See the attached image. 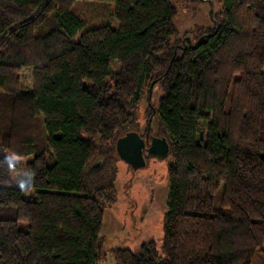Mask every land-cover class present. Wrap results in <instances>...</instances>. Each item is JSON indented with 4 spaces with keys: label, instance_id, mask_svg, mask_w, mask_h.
<instances>
[{
    "label": "trees",
    "instance_id": "obj_1",
    "mask_svg": "<svg viewBox=\"0 0 264 264\" xmlns=\"http://www.w3.org/2000/svg\"><path fill=\"white\" fill-rule=\"evenodd\" d=\"M78 1L97 8L90 25ZM176 15L173 0H0V264L104 260L116 142L153 84L163 241L110 250L114 264H252L263 250L264 0H223L183 34Z\"/></svg>",
    "mask_w": 264,
    "mask_h": 264
},
{
    "label": "rangeland",
    "instance_id": "obj_2",
    "mask_svg": "<svg viewBox=\"0 0 264 264\" xmlns=\"http://www.w3.org/2000/svg\"><path fill=\"white\" fill-rule=\"evenodd\" d=\"M223 0H198L186 2L173 0L177 7V15L174 23L183 34L188 30H194L198 26H209L210 16L214 11L220 10ZM79 3V4H78ZM86 1H78L73 11L90 25L98 13L97 8L89 9ZM113 7V5H111ZM111 26L118 28L119 22L110 16ZM119 70V65L114 68ZM264 72V71H263ZM24 88L32 87L31 69L24 68L21 71ZM161 95L159 85L152 86L151 94L146 88L142 93V100L135 112L133 124L126 127L121 136L136 132L144 135L146 129L157 134L158 118H149L148 103L157 105ZM150 99V100H149ZM154 113V112H153ZM145 165L134 167L117 157V173L114 184L118 192V200L112 207L107 208L103 218V228L100 235L103 236L101 244L105 253L104 260L100 264H114L110 250L117 248H129L134 253L140 251L143 243L154 241L161 248L163 241V219L167 211L169 194L168 155H145ZM23 196L34 199V190H23ZM22 226H24L22 224ZM252 264H264V248L258 251Z\"/></svg>",
    "mask_w": 264,
    "mask_h": 264
},
{
    "label": "water",
    "instance_id": "obj_3",
    "mask_svg": "<svg viewBox=\"0 0 264 264\" xmlns=\"http://www.w3.org/2000/svg\"><path fill=\"white\" fill-rule=\"evenodd\" d=\"M152 86L153 85L150 86V94ZM153 112H155V109H153ZM145 144L146 140L138 133L129 132L118 138L116 149L119 157L134 167H142L145 165V155H156L162 157L168 155L169 153V145L164 137H151L149 147L144 155L143 147Z\"/></svg>",
    "mask_w": 264,
    "mask_h": 264
},
{
    "label": "flooded vegetation",
    "instance_id": "obj_4",
    "mask_svg": "<svg viewBox=\"0 0 264 264\" xmlns=\"http://www.w3.org/2000/svg\"><path fill=\"white\" fill-rule=\"evenodd\" d=\"M152 107L153 106H152L151 102L149 101L148 108H152ZM149 118H152V117H149ZM147 135H148V137H147ZM140 136L146 140V144L143 147V154L145 155L147 152V148L149 147V142L151 141V137H158V136H156L154 133H151V131L149 129H146L144 135H140Z\"/></svg>",
    "mask_w": 264,
    "mask_h": 264
},
{
    "label": "bare ground",
    "instance_id": "obj_5",
    "mask_svg": "<svg viewBox=\"0 0 264 264\" xmlns=\"http://www.w3.org/2000/svg\"><path fill=\"white\" fill-rule=\"evenodd\" d=\"M149 92H150V90H149ZM122 137V136H121ZM116 144H117V142H116Z\"/></svg>",
    "mask_w": 264,
    "mask_h": 264
}]
</instances>
